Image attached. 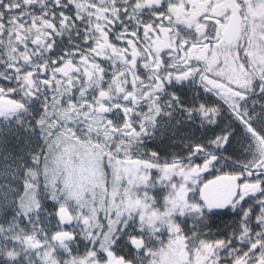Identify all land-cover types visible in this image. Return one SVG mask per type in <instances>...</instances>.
Here are the masks:
<instances>
[{"label":"snow or ice","instance_id":"6c2138e0","mask_svg":"<svg viewBox=\"0 0 264 264\" xmlns=\"http://www.w3.org/2000/svg\"><path fill=\"white\" fill-rule=\"evenodd\" d=\"M0 264H264V0H0Z\"/></svg>","mask_w":264,"mask_h":264}]
</instances>
